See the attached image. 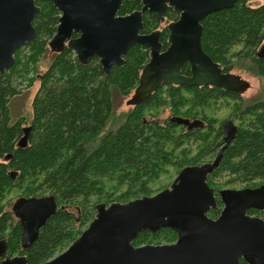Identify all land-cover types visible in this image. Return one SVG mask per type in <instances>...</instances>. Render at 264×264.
I'll return each mask as SVG.
<instances>
[{"label":"trees","instance_id":"16d2710c","mask_svg":"<svg viewBox=\"0 0 264 264\" xmlns=\"http://www.w3.org/2000/svg\"><path fill=\"white\" fill-rule=\"evenodd\" d=\"M35 5L40 13L32 23L33 41L19 49L12 68L0 74V240L6 242V256L12 258L19 252L27 264H42L52 259L93 220L96 205L153 196L167 188L156 191L146 187L152 184V178L163 175V166L175 169L177 176L185 167L201 165L200 159H212L226 121L236 126L237 133L223 152L218 168L207 177L216 199V209L207 213L208 218L218 217L222 209L218 192L227 190L216 188L211 182L228 176L246 188H256L251 187L255 183H259L257 187L264 184V95L247 101L240 95L215 88L165 85L169 99L165 107L170 117L164 122L148 119L146 115L148 107L164 104L158 99L163 87L144 100H130L131 109L117 115L114 97H125L135 89L148 62V51L137 46L131 48L123 57V66H114L105 76L96 59L82 66L64 47L60 53H52L44 71L37 73L36 55L48 50L60 14L43 0H35ZM140 7L134 0H123L118 15L125 16ZM178 16L169 9L163 22L170 24ZM159 23L145 13L140 34L160 31V43L166 49L168 32L166 28L158 30ZM200 24L201 49L222 72L231 74V63L225 62V58L240 48L241 60L251 63L253 73L264 80V0H239L232 9L207 16ZM24 49L29 56L22 62L19 55ZM29 69L33 72L35 69V76L26 80V88L36 80L38 90L31 101L27 121L11 116L10 103L21 94L15 82L25 80ZM181 73L188 75L187 64ZM221 99L234 102V114L218 124V130L214 131L218 142L198 148L195 161L185 163L191 148L211 132L215 122L207 109L214 108ZM171 118L196 121L198 126L187 130L170 122ZM28 127L26 145L21 147L23 128ZM124 188L128 191L120 193ZM47 196L54 198L56 212L40 229L36 241L22 251L21 228L11 212L12 204L19 198ZM259 214L262 213L247 211L251 217ZM161 233L171 240L169 244L177 239L170 230L153 235L142 232L132 245H151L148 243Z\"/></svg>","mask_w":264,"mask_h":264},{"label":"water","instance_id":"95a60500","mask_svg":"<svg viewBox=\"0 0 264 264\" xmlns=\"http://www.w3.org/2000/svg\"><path fill=\"white\" fill-rule=\"evenodd\" d=\"M60 16L54 36L48 42L52 53L64 47L86 66L96 59L108 76L122 67L123 57L137 46L148 50L133 101L148 98L163 84L177 87H211L244 93L249 84L224 74L201 49V22L214 13L232 9L239 0H134L138 11L125 16L118 12L123 0H43ZM178 19L167 25V47L162 50L160 31L140 34L143 15L163 22L167 9ZM40 13L35 0H0V74L10 70L15 53L33 41L32 22ZM73 35H77L73 38ZM187 64L190 76H182ZM132 101H129L131 103ZM170 122L192 129L196 123L181 118ZM29 129L21 142L27 141ZM221 148L212 162L183 168L170 185L150 197L127 203L98 204L93 220L64 251L42 264H264V220L247 215L248 210L264 214V184L256 188L221 190L219 216L214 191L207 177L219 166L222 154L236 135L231 121L222 126ZM52 196L19 198L11 212L21 228L20 247L26 251L40 229L54 216ZM170 230L172 244L134 247L138 234ZM6 242L0 240V264H27L24 256H6Z\"/></svg>","mask_w":264,"mask_h":264},{"label":"rangeland","instance_id":"374dc122","mask_svg":"<svg viewBox=\"0 0 264 264\" xmlns=\"http://www.w3.org/2000/svg\"><path fill=\"white\" fill-rule=\"evenodd\" d=\"M257 3L258 2H254L252 4L256 5ZM167 25H168V23H166V22L159 23L157 26L158 30L164 29L165 26H167ZM240 51H241L240 48H235L232 51L234 53L229 54L225 58V62L231 63V68L229 69V73H231V75H233L234 77L238 78L239 80L249 84L248 89L242 94L241 97L244 100L252 101L255 98L260 97L261 95H264V80L260 79L258 76H256L253 73V71L251 70V63L249 64L247 61L243 62L241 60V57L239 54ZM51 54H52V52L48 48V50L44 54L36 55L37 65L35 67H37V70H36L37 73L44 71V68L46 67L47 62L51 58L50 57ZM28 56H29L28 50L24 49L23 52L20 53L19 58L20 59L23 58L22 62H24L27 60ZM38 58H40V59H38ZM38 60H40L39 63H38ZM33 63H36V62L34 61ZM32 70L33 69H29L30 73L27 75V77H24L25 80H20V81L15 82V85L18 86L17 88L21 92V94L19 96L15 97L10 103V114L13 118L20 117V118H25L27 121L29 120L30 113H31V101H32L34 95L36 94V92L38 90V82L36 80L33 82L32 86L26 88L27 87V81L26 80L32 79L33 76H35V69H34V72ZM134 90H132L130 92V94L125 96V97L115 95L114 104L116 106L117 115L122 114V113H126L127 111H129L131 109L129 100L132 98V96L134 94ZM158 99L160 101L164 102V104L159 106L158 108L157 107H150V108L148 107L147 108L148 111L146 112V115H147L148 119H154L155 121L162 123L168 117H170L169 110L167 109V107H165V101H169V99H167V94H166L165 88H162L159 91ZM234 108H235V105H234L233 101L228 100V99H221V100L217 101V104L214 106V108L207 109L208 113L213 118L212 122H215V124L213 127H211V132L208 133V136L205 137L204 141L194 145L191 148L188 156L186 157L187 162H185V163L191 164L192 161H195L194 158L198 154L196 151L198 148L206 146L207 144H210L211 142H214V141L218 142L214 131L218 130V124L220 122L222 123L223 121L229 119V117H232V114H234ZM150 116H152V117H150ZM234 121L236 124L239 123L236 120H234ZM213 158H214V156H213ZM212 159H205V160L200 159L198 161H199V163H205V162H208ZM176 173H177L176 170L173 169L172 167H169V166L164 167L163 166V168L161 169V174H163V175H159L156 178H152L153 179L151 181L152 184L151 185L148 184V185H146V187L150 188V189H154L156 191L161 189V188H165L166 186L168 187L170 184L169 185H167V184L171 183L173 181V179L176 177L175 176ZM233 180H234L233 178H229L228 176H223V178H221L220 181L211 182V184L213 186H215L216 188H223V189L224 188L225 189L230 188V189H234V190H239V189H245L246 188L245 185L240 184L238 182H233ZM258 184L259 183H255V184L251 185V187H257ZM127 191L128 190H125V188H124V189L120 190V193L124 194ZM83 202L85 205V203L87 201L84 200ZM87 206H89V203ZM75 215H77V214L75 213ZM76 221H78V217H76ZM87 226H86V228H87ZM86 228H84V230ZM84 230H82V231H84ZM170 242H171V240L169 238L167 239V235L165 233H161L158 236H156L155 239H153L148 244L165 245V244H169ZM58 254H60V253H58ZM58 254H56L55 256H57ZM16 256H19V252H15L12 255V257H16Z\"/></svg>","mask_w":264,"mask_h":264},{"label":"flooded vegetation","instance_id":"af4514ba","mask_svg":"<svg viewBox=\"0 0 264 264\" xmlns=\"http://www.w3.org/2000/svg\"><path fill=\"white\" fill-rule=\"evenodd\" d=\"M168 10H169V8L167 9V11H168ZM171 10H172V9H171ZM167 11H166V12H167ZM147 14H148V13H147ZM165 14H166V13H165ZM34 19H35V18H34ZM33 21H34V20H33ZM168 25H169V24H168ZM166 27H167V26H165V28H166ZM166 30H167V29H166ZM149 33H151V32H149ZM149 33H147V34H149ZM76 37H77V35H76ZM76 37H75V38H76ZM73 38H74V35H73ZM162 50H165V49L162 48ZM147 51H148V50H147ZM148 53H149V52H148ZM218 67H219V66H218ZM219 68H220V67H219ZM220 69H221V68H220ZM221 72H222V69H221ZM222 73H224V72H222ZM224 74H227V73H224ZM181 75H182V76H190L189 67H188V75H185V74L183 75L182 73H181ZM165 85H166V84H163L162 86L158 87L157 89H159V88H161V87L164 88ZM136 87H137V86H136ZM136 87H135V88H136ZM206 87H208V86H206ZM199 88H201V87H199ZM208 88H211V87H208ZM157 89H156V90H157ZM215 89H218V88H215ZM219 90H221V89H219ZM224 92H225V91H224ZM229 93H231V92H229ZM234 94H237V95L242 96L243 93H234ZM130 100H131V99H130ZM130 100H129V101H130ZM191 123H196L195 126L192 127V129L195 128L196 126H198V124H197L198 122H196V121H193V122H191ZM224 123H225V122H224ZM224 123H223V124H224ZM222 126H223V125H222ZM222 136H223V133H222ZM221 140H222V137H221L219 143L217 144V145L219 146L218 149H217V152L219 151V149H220V147H221ZM217 152H216V153H217ZM216 153H215V155H216ZM215 155H214V157H215ZM213 159H214V158H213ZM213 159H212V160H213ZM212 160H210V161H208V162H212ZM208 162H205V163H208ZM205 163H202V164H205ZM202 164H201V165H202ZM248 212H254V211H253V210H248ZM257 218L264 219V214H259V215L257 216Z\"/></svg>","mask_w":264,"mask_h":264},{"label":"bare ground","instance_id":"6f19581e","mask_svg":"<svg viewBox=\"0 0 264 264\" xmlns=\"http://www.w3.org/2000/svg\"><path fill=\"white\" fill-rule=\"evenodd\" d=\"M32 23H33V22H32ZM139 77H140V76H139ZM138 81H139V80H138ZM137 87H138V84H137ZM137 87H136V88H137ZM136 88H135V90H136ZM135 90H134V93H135ZM133 96H134V94H133ZM133 96H132V98H133ZM132 98H131V100H132ZM232 124H233V123H232ZM233 126H234V124H233ZM234 128L236 129V133H237V128H236V126H234ZM25 129H29V130H30V128L28 127V128H23V131H24ZM23 135H24V134H23ZM22 137H23V136H22ZM22 137H21V139H20V141H19V146H21V147H25L27 141H26L25 143H22V142H21ZM235 137H236V135H235ZM235 137H234V139H235ZM234 139H233V140H234ZM233 140H232V141H233ZM232 141H231V142H232ZM230 144H231V143H230ZM230 144H229V145H230ZM220 148H221V147H220ZM222 155H223V154H222ZM202 165H203V164H202ZM218 216H219V215H218Z\"/></svg>","mask_w":264,"mask_h":264},{"label":"built area","instance_id":"2783aa9c","mask_svg":"<svg viewBox=\"0 0 264 264\" xmlns=\"http://www.w3.org/2000/svg\"><path fill=\"white\" fill-rule=\"evenodd\" d=\"M264 220V219H263Z\"/></svg>","mask_w":264,"mask_h":264}]
</instances>
